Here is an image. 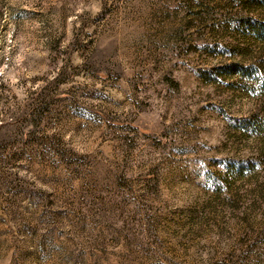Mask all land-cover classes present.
Here are the masks:
<instances>
[{
    "label": "rangeland",
    "instance_id": "obj_1",
    "mask_svg": "<svg viewBox=\"0 0 264 264\" xmlns=\"http://www.w3.org/2000/svg\"><path fill=\"white\" fill-rule=\"evenodd\" d=\"M0 264H264V0H0Z\"/></svg>",
    "mask_w": 264,
    "mask_h": 264
}]
</instances>
